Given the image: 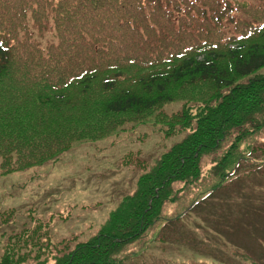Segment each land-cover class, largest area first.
Returning <instances> with one entry per match:
<instances>
[{
    "label": "trees",
    "instance_id": "obj_1",
    "mask_svg": "<svg viewBox=\"0 0 264 264\" xmlns=\"http://www.w3.org/2000/svg\"><path fill=\"white\" fill-rule=\"evenodd\" d=\"M262 7L264 0H0V176L152 116L175 134L188 131L87 242H54L48 224L16 227V211H0V223L15 228L0 229V264H141L150 248L128 247L157 225H182L227 185L262 176L264 23H238ZM178 101L181 112L160 111ZM167 203L181 209L166 216ZM250 208L248 215L264 213Z\"/></svg>",
    "mask_w": 264,
    "mask_h": 264
},
{
    "label": "rangeland",
    "instance_id": "obj_2",
    "mask_svg": "<svg viewBox=\"0 0 264 264\" xmlns=\"http://www.w3.org/2000/svg\"><path fill=\"white\" fill-rule=\"evenodd\" d=\"M258 20L264 23V7L238 16V23L257 25ZM181 107L180 101L171 102L160 111L174 115ZM176 132L156 123L152 116L144 123L124 124L102 140L76 143L55 161L0 176V211L15 210L16 227L36 220L48 224L54 242H87L123 198L137 191L139 177L188 134ZM262 144L264 133L258 137L260 158ZM190 195L183 193L184 200ZM212 197L181 220L182 225L165 229L157 225L128 249L150 248L141 264H255L254 260L264 264V213L248 215L249 207H264V174L227 185ZM180 209L179 204H170L163 212L175 215ZM11 228L0 223L1 230L9 232ZM236 251L245 255L236 259Z\"/></svg>",
    "mask_w": 264,
    "mask_h": 264
}]
</instances>
